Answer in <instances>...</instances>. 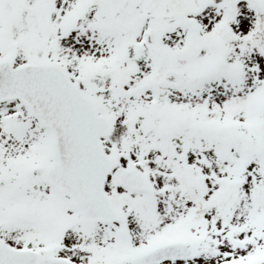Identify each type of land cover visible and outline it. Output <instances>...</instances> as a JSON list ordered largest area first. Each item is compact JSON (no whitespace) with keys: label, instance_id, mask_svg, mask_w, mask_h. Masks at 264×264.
<instances>
[{"label":"snow or ice","instance_id":"1","mask_svg":"<svg viewBox=\"0 0 264 264\" xmlns=\"http://www.w3.org/2000/svg\"><path fill=\"white\" fill-rule=\"evenodd\" d=\"M0 264H264V0H0Z\"/></svg>","mask_w":264,"mask_h":264}]
</instances>
